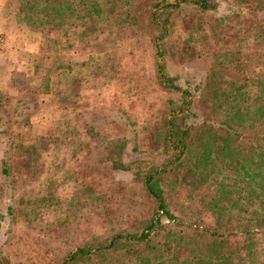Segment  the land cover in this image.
<instances>
[{
  "label": "rangeland",
  "instance_id": "obj_1",
  "mask_svg": "<svg viewBox=\"0 0 264 264\" xmlns=\"http://www.w3.org/2000/svg\"><path fill=\"white\" fill-rule=\"evenodd\" d=\"M176 1L0 0V49L15 43L23 63L10 85L0 79V264H264V224L254 222L264 189L246 200L236 162L201 159L210 131L256 143L264 0L168 6ZM160 25L161 61L180 88L158 77ZM184 89L192 144L160 171L168 217L156 214L143 177L170 158L165 122ZM153 215L145 240L101 247Z\"/></svg>",
  "mask_w": 264,
  "mask_h": 264
},
{
  "label": "trees",
  "instance_id": "obj_2",
  "mask_svg": "<svg viewBox=\"0 0 264 264\" xmlns=\"http://www.w3.org/2000/svg\"><path fill=\"white\" fill-rule=\"evenodd\" d=\"M186 0H178L176 2L168 3V6H176L179 5L181 2ZM197 4H199L201 7L206 8L210 5V0H191ZM167 5V4H166ZM48 8L51 9L52 5H47ZM46 6V7H47ZM99 4L96 3V1L92 2V7L90 10H93L94 8H98ZM97 10V9H96ZM157 6L154 7V10L151 11V19H155L157 17ZM41 21L39 22H47L49 23V16H41L39 17ZM39 20V19H38ZM157 30V35L155 37V52L156 56L160 60L157 61V71H158V77L160 78V81L164 83L166 86H171L173 88H180L178 85H176L173 82V77L167 74L164 70V65L161 61L164 54L163 47L160 46L159 40L166 35L165 27L163 25H160ZM184 93V99L182 100L181 104L178 106V111L173 109L172 111H169V116L166 119L165 122V139H164V146H165V152L166 156L170 158L162 160L157 166H151L150 169L145 173L143 179L145 183L146 190L150 195L155 199L156 202V214L161 215L165 214L168 217H172L173 215L169 212V210L166 208L165 199L163 196L162 188L159 185V179H160V171L163 170L167 165L176 164L179 162L182 158V155L185 154V152L189 148V144H192V141L189 140L191 136V125L189 123H186L184 121V115L183 111L186 109H189L188 106L193 103V99L191 97H188L189 92L187 89L182 90ZM228 96L229 98L231 94H225L223 95ZM236 97V96H235ZM233 97V98H235ZM187 105V106H186ZM186 106V107H185ZM260 108V114L263 116L259 123L256 121H253L251 124L254 126L253 130L251 131L253 136L257 138L256 143L252 146H246L241 145L238 143V136L237 134L233 132H226L225 134L221 135L214 132H208L203 133L205 135V139H201V143L203 145L202 150V157L204 163L207 164V162L211 159L212 165L213 159H221V156L224 154V158L221 159V163L230 166V162L225 161L226 155L230 157L231 162H236L237 167H241V171L239 172V184L242 187V191L244 193V197L246 200L255 192L254 188L255 185H258L261 189H264V170L262 173L257 171V168L264 169V102L261 103L259 106ZM255 118V117H254ZM255 126H260L258 130L262 131L261 133H257L258 130L255 131ZM200 133L199 136L203 135ZM196 141V140H195ZM232 144V146H231ZM215 147V148H214ZM213 148L215 149L216 154L214 157H210ZM240 158H239V157ZM253 157V158H252ZM242 158L245 160L244 163H241ZM248 158H251L250 160ZM236 160V161H234ZM250 162V165L253 163L254 170L249 172L248 169L245 167V163ZM256 169V171H255ZM5 170V167H4ZM205 176V175H204ZM240 193V191H239ZM229 200V198H224L223 200ZM223 208V207H222ZM152 216L148 223L141 229V231L136 232H127V233H119L114 236H112L109 240L105 241L107 242L105 245H102L101 247H110L114 246L119 240H129L133 239L136 241L145 240L148 235L150 234L151 230L155 227L157 223L160 221V217L158 216ZM257 224H264V214L258 215L254 219ZM85 247H78L75 249V252L70 254V259L81 255L84 253ZM210 260H211V255ZM217 256V254H216Z\"/></svg>",
  "mask_w": 264,
  "mask_h": 264
},
{
  "label": "crops",
  "instance_id": "obj_3",
  "mask_svg": "<svg viewBox=\"0 0 264 264\" xmlns=\"http://www.w3.org/2000/svg\"><path fill=\"white\" fill-rule=\"evenodd\" d=\"M2 30L3 27H0V31ZM14 44L15 43L11 42L7 45H4V47L0 49V79H2L1 84L2 82H5L7 85H10L9 81L15 78L16 74L20 70H22L23 63L20 59H16L17 55H19V50H17V46H15ZM28 44L30 45L29 50L35 49V43L30 42Z\"/></svg>",
  "mask_w": 264,
  "mask_h": 264
}]
</instances>
